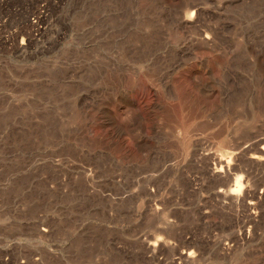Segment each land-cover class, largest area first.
Returning a JSON list of instances; mask_svg holds the SVG:
<instances>
[{
  "label": "rangeland",
  "instance_id": "374dc122",
  "mask_svg": "<svg viewBox=\"0 0 264 264\" xmlns=\"http://www.w3.org/2000/svg\"><path fill=\"white\" fill-rule=\"evenodd\" d=\"M0 264H264V0H0Z\"/></svg>",
  "mask_w": 264,
  "mask_h": 264
},
{
  "label": "bare ground",
  "instance_id": "6f19581e",
  "mask_svg": "<svg viewBox=\"0 0 264 264\" xmlns=\"http://www.w3.org/2000/svg\"><path fill=\"white\" fill-rule=\"evenodd\" d=\"M262 155V154H261ZM255 156V155H254ZM253 159L254 160H262V158H261V156H255V157H253ZM222 160V159H221ZM220 160V161H221ZM240 191H241V189H240V187H238V189H234V190H232V194H236V195H238L239 193H240Z\"/></svg>",
  "mask_w": 264,
  "mask_h": 264
}]
</instances>
